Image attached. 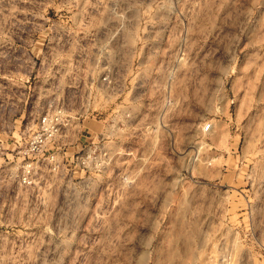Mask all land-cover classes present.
I'll list each match as a JSON object with an SVG mask.
<instances>
[{"label":"rangeland","instance_id":"rangeland-1","mask_svg":"<svg viewBox=\"0 0 264 264\" xmlns=\"http://www.w3.org/2000/svg\"><path fill=\"white\" fill-rule=\"evenodd\" d=\"M0 264H264V0H0Z\"/></svg>","mask_w":264,"mask_h":264},{"label":"built area","instance_id":"built-area-1","mask_svg":"<svg viewBox=\"0 0 264 264\" xmlns=\"http://www.w3.org/2000/svg\"><path fill=\"white\" fill-rule=\"evenodd\" d=\"M69 121V119L63 117V110L61 108L55 110L52 114L45 113L40 121V129L42 132H39L34 139H32L30 142V149L33 151L40 150V147L45 143L48 134L52 135L60 130L62 126H67Z\"/></svg>","mask_w":264,"mask_h":264}]
</instances>
